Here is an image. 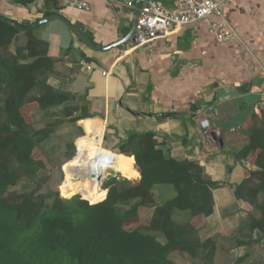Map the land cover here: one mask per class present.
<instances>
[{"label":"crops","instance_id":"obj_1","mask_svg":"<svg viewBox=\"0 0 264 264\" xmlns=\"http://www.w3.org/2000/svg\"><path fill=\"white\" fill-rule=\"evenodd\" d=\"M84 1L88 9L66 0H0V14L26 27L59 13L75 25L94 48L58 18L31 30L46 42L47 55L55 61L47 83L84 97L92 116L77 120L83 123L79 130L95 139L102 161L105 153H120L119 143L129 132L152 131L166 155L197 161L219 183L212 190L213 212L198 231L200 239L209 237L201 238V233L211 226L221 238L231 233L250 238L244 224L251 207L235 197L234 189L248 170L258 169V151L243 159L235 158V152L247 142L250 113L264 122V0L226 1L225 17L239 36L233 42L218 43L200 19L172 27L142 46L130 39L115 45L129 34L134 8L110 0ZM156 1L170 6L174 0ZM25 42V31H20L12 46ZM205 116L208 133L198 123ZM107 134L115 137L109 141L115 150L101 145ZM250 243L238 245L240 252Z\"/></svg>","mask_w":264,"mask_h":264},{"label":"trees","instance_id":"obj_2","mask_svg":"<svg viewBox=\"0 0 264 264\" xmlns=\"http://www.w3.org/2000/svg\"><path fill=\"white\" fill-rule=\"evenodd\" d=\"M19 32L0 19V264H187L169 258L176 250L191 263L213 264L216 240H202L198 231L213 212L212 190L219 183L205 175L197 161L166 155L152 131L129 132L119 143L120 153L104 154L98 168L110 166L123 177H107L97 193H90L85 185L97 189L100 183L90 187L85 180L72 181L79 154H72L71 144L70 157L61 160L64 181L61 171L56 190L46 182V190L38 191V174L45 162L33 150L53 127L33 128L22 107L36 102L45 110L75 100L77 95L47 83L55 61L47 55L46 42L32 30L25 31L23 45L9 50ZM80 99L85 102L84 97ZM85 105L72 122L92 116ZM71 114L68 110L67 116ZM246 133L247 142L235 158L258 151L254 160L258 169L248 170L234 194L251 207L245 228L264 236V122L254 112ZM87 151L84 145L80 153ZM20 180L37 186L12 189ZM159 184L171 185L175 194L158 202L153 188ZM146 208L152 209L147 222L135 224ZM250 239L237 240V244L246 245Z\"/></svg>","mask_w":264,"mask_h":264},{"label":"rangeland","instance_id":"obj_3","mask_svg":"<svg viewBox=\"0 0 264 264\" xmlns=\"http://www.w3.org/2000/svg\"><path fill=\"white\" fill-rule=\"evenodd\" d=\"M13 47L14 46L10 45L9 50L13 49ZM36 93L37 90L32 91L29 96L32 97ZM82 105L83 101H81L80 98H76L75 100L66 102L60 106L51 107L45 110L39 109L36 102H29L22 107V113L26 121L29 122L33 128H41L48 125L53 127V131L50 136L46 140L35 146L33 150V155L45 162V169L40 170L38 174V191L40 192H44L46 190L47 185L44 186L46 182V184H48V187L56 190L58 180L61 176V166L63 164V161L67 160L70 157V155L69 157L67 155L69 151L68 145L70 143H72L71 145H73L74 147V150L72 152L73 155L80 153L81 148L84 145L89 147L88 142L90 140V137H88V132L79 130L80 127L81 129H83V123L81 125L78 124L77 121H71L72 117L80 114ZM68 110L71 111L72 114L67 116ZM79 134H83L82 137L75 140L77 138L76 136H80ZM109 141L115 142L116 139L113 135L107 134L105 140H103V146L113 148V145H110L111 143L109 144ZM76 147H78V152L74 154ZM111 173L116 174L118 177H123L120 175V173L113 170H111ZM35 185V183L20 180L18 184L12 189L30 190L33 189ZM153 192L154 194H156L155 199L158 202L170 198L175 194L174 188L169 184L155 185L153 188ZM151 212V208L141 210L135 224L146 223ZM215 228L216 226H211V228L206 227L204 233H201V238L209 236L216 240L217 249L213 264H264V236L260 234L258 237V235H256L255 237L257 238V240L255 242L250 243V245H247L246 248L241 249L242 252L246 251V253L249 254L240 263L238 262L239 257L237 255L242 252H240V250L238 249L236 239H248V236L246 237L247 234L242 238L241 233H231L225 235V238H221L217 236V234H214ZM249 237H254V235L251 234ZM169 258L176 263L201 264V261H198V259V262L191 263V261L186 258L185 253H181L177 250L172 251L169 255Z\"/></svg>","mask_w":264,"mask_h":264},{"label":"built area","instance_id":"obj_4","mask_svg":"<svg viewBox=\"0 0 264 264\" xmlns=\"http://www.w3.org/2000/svg\"><path fill=\"white\" fill-rule=\"evenodd\" d=\"M110 1L123 5L127 8H134L136 2V0ZM226 1L227 0H174L172 5L163 6L156 0H142V5L139 8V12L136 18L132 42L135 46L145 45L151 42L153 39L166 36L172 27L189 24L200 19H204L206 21L209 31L214 35L215 40L218 43L233 42L238 39L239 36L234 27L228 22L227 18L225 17L224 10ZM66 2L69 6L75 8H89L88 3L84 0H66ZM81 64L87 70L92 69L91 65L88 63L81 62ZM105 73V71H102V74ZM198 123L205 133L209 132L211 125L208 116L200 119ZM101 145L103 146V136L101 138ZM77 152L78 147L75 148L74 154ZM78 154L80 160L86 161V157L82 153ZM102 155L103 154L101 153H97L94 157L90 158L91 162L89 163V167L87 170L88 175H90L91 177H95V179L99 178L100 184L98 189H103L102 185L107 177L117 176L116 174L111 173V170H115L110 166L106 167V171L103 176H94V170L91 168L90 164L95 163V161H102ZM99 165H102V163H99ZM61 169L64 181L65 172L63 170V164L61 166ZM72 171H74V177L72 181H78L82 179V169L79 166H75ZM76 194L79 195L80 193ZM80 196L82 197V195ZM105 196L106 193L99 201L103 200Z\"/></svg>","mask_w":264,"mask_h":264},{"label":"water","instance_id":"obj_5","mask_svg":"<svg viewBox=\"0 0 264 264\" xmlns=\"http://www.w3.org/2000/svg\"><path fill=\"white\" fill-rule=\"evenodd\" d=\"M142 5V0H136L135 2V6H134V15H133V19H132V25H131V29H130V32L129 34L127 35V37H125L123 40H121L120 42H117L115 45H121L123 44L125 41H127L128 39H130L131 41L133 40V32H134V27H135V23H136V18H137V15H138V12H139V8L141 7ZM54 18H58L60 19L61 21H63L68 27L69 29L78 37L80 38L84 43H86L88 46L90 47H95L92 43H90L85 37L84 35L81 33V31L75 26L73 25L69 20H67L63 15L59 14V13H53V14H50L40 20H37L35 22H33L31 25L29 26H26V27H23V26H20L18 23H16L15 21L7 18V17H4L3 15L0 14V19L4 20L5 22H7L9 25H11L12 27L18 29L19 31H27V30H31L33 29L34 27L40 25V24H43L51 19H54ZM214 137L215 135L212 134ZM220 139V142H221V138Z\"/></svg>","mask_w":264,"mask_h":264},{"label":"bare ground","instance_id":"obj_6","mask_svg":"<svg viewBox=\"0 0 264 264\" xmlns=\"http://www.w3.org/2000/svg\"><path fill=\"white\" fill-rule=\"evenodd\" d=\"M88 145H89L88 151H87L88 153L86 155H84L86 157V161L80 160V158H79L77 161V164H78L77 167L79 166L82 169L81 175H83V177L80 180H82V181L85 180L87 182L88 186L95 187L100 183L99 178L95 179V177H91L90 175H88L87 170L89 167V163L91 162L90 158L94 157L97 153H99L100 147L98 146L95 139H93V138H90ZM90 165H91V168L94 170V176L95 175L103 176L105 174L106 169L102 170V169L98 168V161H95V163H92ZM85 187L90 193H97L99 191V189H98L99 186L97 187V189H90L86 185H85Z\"/></svg>","mask_w":264,"mask_h":264}]
</instances>
